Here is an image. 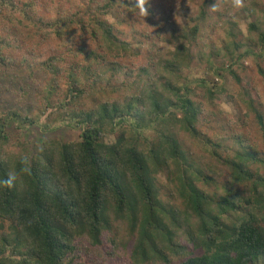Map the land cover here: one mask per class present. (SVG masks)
I'll return each instance as SVG.
<instances>
[{
    "label": "trees",
    "instance_id": "1",
    "mask_svg": "<svg viewBox=\"0 0 264 264\" xmlns=\"http://www.w3.org/2000/svg\"><path fill=\"white\" fill-rule=\"evenodd\" d=\"M154 1L0 0V76L22 98L43 82L36 113L0 104V264H264V104L244 64L264 78V0H200L169 35L125 27Z\"/></svg>",
    "mask_w": 264,
    "mask_h": 264
},
{
    "label": "rangeland",
    "instance_id": "2",
    "mask_svg": "<svg viewBox=\"0 0 264 264\" xmlns=\"http://www.w3.org/2000/svg\"><path fill=\"white\" fill-rule=\"evenodd\" d=\"M56 1L65 6L71 5L70 7H73V9L75 5L79 3L78 0H60V1L56 0ZM199 1L200 0H155L154 7L156 8V11L154 13L131 14L128 17H126L125 27L129 29L131 28L132 25L138 24V25H141L143 29L146 28L147 30L153 31L154 33L159 31L162 34L169 35L173 32L175 28L178 27V25L183 24L185 22L186 17L184 14L186 12H189L192 9H195ZM44 7L45 6L42 7V10H44ZM124 12L125 11H121V13H124ZM119 14L120 13L116 11L114 16H117ZM114 16H111L110 19L115 20ZM213 34L214 32L211 29L210 35H213ZM81 36H83V34H81ZM77 38L79 40L81 37L77 36ZM81 40H82L81 42H84L85 40V42L89 44L91 42L89 41L88 38H84V39L82 38ZM164 46H167V44L164 43ZM9 50L11 51V49ZM11 53H12V56L16 59H19L22 56V52L14 51ZM244 64L247 67L248 66L250 67V65H252V68L250 67L251 70H249L250 71L249 78H251L250 82L252 84V88L256 90L257 92H259L261 96L260 103L264 104V78L262 76L260 77L257 74L256 68L251 59H247L244 62ZM205 65L206 64L204 63V67ZM204 67H201L199 69L198 73H200V75L204 73L206 69ZM238 71L241 73V75L244 74V69H240ZM204 76L207 77L208 74L205 73ZM19 80H20V77H11V75H5V73L1 74L0 83L2 86L0 87V89L4 90V91L0 90V104L2 105L1 108L4 109L7 107H19L20 104H22L23 106L21 108H24L25 111L31 110L33 111V113H36L37 110L40 109V103L38 100L39 98H37V93H38L37 90L39 87H41L43 82L31 81V80L28 81V79H26V81H28L29 86L31 87V92L25 98H22L20 96L21 91H22L21 89L22 84L20 85ZM214 82L222 84L226 90L225 94L221 96L223 98V102L221 105L224 108V110L230 116L237 114L238 112L241 116L245 114V111L247 110V108L244 105H241V104L239 105L238 100L234 102V101H230L227 99L228 93L233 94L237 96L238 98L239 88H241L240 84L234 81L233 77L229 73H226L223 77H215ZM250 82L248 81L249 84ZM20 98L23 99L24 101H20ZM35 115H38V114H35ZM246 124L247 126H245L246 127L245 129H247V131H249L250 133L252 132V135L254 136V138L257 141H259L261 136L259 133L257 123L256 122L254 123L253 121L252 114H251V117L247 119ZM235 125L237 126L238 129L240 128L243 129V127L239 123H235ZM56 126H57V129L58 127L61 128V129H58V132H56V135H58L59 137L65 140H72V139L79 138L80 131L78 129L73 128V127L65 128L60 124H57ZM111 138L113 137L108 136L109 140H111Z\"/></svg>",
    "mask_w": 264,
    "mask_h": 264
}]
</instances>
